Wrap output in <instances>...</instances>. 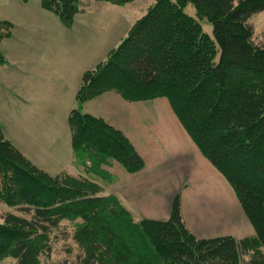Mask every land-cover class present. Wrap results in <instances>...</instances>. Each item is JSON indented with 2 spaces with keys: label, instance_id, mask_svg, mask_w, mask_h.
I'll return each instance as SVG.
<instances>
[{
  "label": "trees",
  "instance_id": "obj_1",
  "mask_svg": "<svg viewBox=\"0 0 264 264\" xmlns=\"http://www.w3.org/2000/svg\"><path fill=\"white\" fill-rule=\"evenodd\" d=\"M40 4L67 27L86 5ZM188 4L196 17L185 12ZM262 11L264 0H155L106 58L82 73L77 107L67 116L71 147L86 170L114 160L133 173L144 162L124 133L80 107L107 91L133 102L167 98L236 193L253 234L199 238L184 224L177 197L167 219L135 220L87 176L38 167L0 124V202L13 207L0 213V262H49L57 243L69 239L64 264H264V32L251 22ZM10 28L0 18V39Z\"/></svg>",
  "mask_w": 264,
  "mask_h": 264
},
{
  "label": "crops",
  "instance_id": "obj_2",
  "mask_svg": "<svg viewBox=\"0 0 264 264\" xmlns=\"http://www.w3.org/2000/svg\"><path fill=\"white\" fill-rule=\"evenodd\" d=\"M85 3L71 25L73 34L69 26L40 35L36 28H46L52 16L39 1L18 24L24 32L20 53L0 39V53L5 55L0 66H10L8 56L16 67L0 71V124L6 138L20 139V145L11 142L50 174L67 171L87 176L137 218L167 219L178 197L184 224L199 238L253 234L244 213L239 216L241 225H235L231 207L243 210L233 189L202 155L165 98L133 102L107 91L80 107L124 133L143 159L139 171L129 173L114 160L89 171L74 155L67 116L77 107L75 93L82 73L104 60L126 34L120 31L123 5ZM132 23L127 21L126 32ZM12 31L4 38L10 39ZM227 221L236 231L231 226L224 231ZM244 221L250 228L244 227Z\"/></svg>",
  "mask_w": 264,
  "mask_h": 264
},
{
  "label": "rangeland",
  "instance_id": "obj_3",
  "mask_svg": "<svg viewBox=\"0 0 264 264\" xmlns=\"http://www.w3.org/2000/svg\"><path fill=\"white\" fill-rule=\"evenodd\" d=\"M39 1L40 0H0V18L1 19L7 18V20L10 21L11 24L14 25V27H13V25H11V29L13 28V31L11 33L12 34L11 38L8 39V38L2 37V39H4L7 44H9L7 46L10 49L14 50L16 54L20 53L22 51V49H23V46H24L23 42H22V36H24V32L21 30V28H19L18 24L20 23V21L24 18V16L28 12H31L32 10H34L38 6ZM80 1H82V2H87L88 1L90 3H94V4H97V5H102V3H105V4L109 3V2H105L103 0H80ZM154 2H155V0H133V1L125 3V4H121L124 7L120 11V15L123 17L121 25H120V31L125 34L126 33V28L125 27H126L127 21H131V23H132L134 21V19H136V17H140L141 15L145 14L147 9H148V7L151 6ZM40 6H41V4H40ZM42 9L45 10V11H48V14H50V16H52V21L46 26V28H44L42 30H39V28H36V29H38L37 32L40 35H42L43 33L58 32L63 27H65V29L69 28V27L65 26L61 22V20L59 19L58 15L56 13H54V12H52L50 10H47V9H45L43 7H42ZM184 10H185L186 13L190 14L191 16L196 17L195 9L192 6V4L186 5ZM91 16H94V15L91 13ZM199 22H200V24L202 26L203 31L206 32L207 34H209L210 36H212V24L208 20H206L204 18L203 19H199ZM251 22L254 25V28H255V31L257 32V34L261 35V32H264V11L253 15V17L251 19ZM70 31L72 32V34L75 32L74 29H73V26L70 27ZM4 57H5V55H4ZM7 59H9L8 62L10 64V66L9 67H6V65H3V67L0 66V71L2 70V68L5 69L4 72L9 71L10 69L16 68L10 62V58H8V56H7ZM14 59H15V57H14ZM19 62H20V60H19ZM158 98H164V97H156L155 99H158ZM155 99H152V100H155ZM165 100L168 102L169 106L171 107L168 99L165 98ZM140 101H150V100H140ZM171 109H172V107H171ZM174 114H175V112H174ZM183 128L185 129L184 126H183ZM185 131H186V133H188L186 129H185ZM11 139L14 142H16L17 144H19V145H20V143H22L21 140L18 139V138L11 137ZM37 160L42 162V158H37ZM217 171H219V170L217 169ZM234 194H235V198L238 200V197H237L235 192H234ZM171 205H172V203H171ZM12 209H13V207H10L9 205H7L5 203L0 202V213H2L5 210H12ZM231 209H232V213L234 215V219L236 221L235 225H241L242 219L239 216L243 217L244 216L243 215L244 212L239 211L235 207H231ZM170 211H171V206H170V209H169V214H170ZM131 215H132V217L135 220L141 219V218H137L132 212H131ZM243 218L247 219L246 216H244ZM226 223H227V225H225L226 226V230H224V231H229V229H230L229 226L233 227L235 229L234 231H236L237 227L234 226L232 224V222H230V224H229V222L227 221ZM62 224H67V223H66V221H64V222H62ZM249 226L250 225H248V227H247V223H246V226H245V221H244V227L245 228H250ZM220 230H222V229L220 228ZM70 243H72V242L69 239L66 240V241L58 242L57 243V247H56V249L54 250V253L51 256V260L49 262L43 260L42 264H48V263L49 264H64L65 256H67V254L65 253V249H66V246L68 244H70ZM0 264H16V263H15V259L13 257L9 256V257L4 258L0 262Z\"/></svg>",
  "mask_w": 264,
  "mask_h": 264
}]
</instances>
